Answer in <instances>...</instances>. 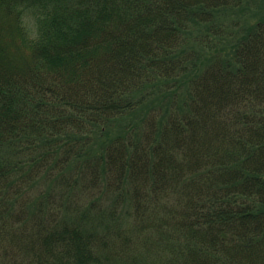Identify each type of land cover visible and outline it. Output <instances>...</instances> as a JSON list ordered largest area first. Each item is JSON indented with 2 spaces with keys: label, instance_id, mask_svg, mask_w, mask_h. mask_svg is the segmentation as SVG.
<instances>
[{
  "label": "trees",
  "instance_id": "16d2710c",
  "mask_svg": "<svg viewBox=\"0 0 264 264\" xmlns=\"http://www.w3.org/2000/svg\"><path fill=\"white\" fill-rule=\"evenodd\" d=\"M261 0H0V264H264Z\"/></svg>",
  "mask_w": 264,
  "mask_h": 264
},
{
  "label": "rangeland",
  "instance_id": "374dc122",
  "mask_svg": "<svg viewBox=\"0 0 264 264\" xmlns=\"http://www.w3.org/2000/svg\"><path fill=\"white\" fill-rule=\"evenodd\" d=\"M248 16L251 17V19H259L264 16V0H261L259 3V6H257V2L254 5L252 2V5L249 7V12L247 13Z\"/></svg>",
  "mask_w": 264,
  "mask_h": 264
}]
</instances>
